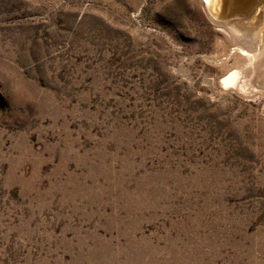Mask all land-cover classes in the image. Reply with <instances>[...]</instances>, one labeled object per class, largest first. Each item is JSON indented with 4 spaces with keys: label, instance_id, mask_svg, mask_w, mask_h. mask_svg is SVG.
<instances>
[{
    "label": "rangeland",
    "instance_id": "374dc122",
    "mask_svg": "<svg viewBox=\"0 0 264 264\" xmlns=\"http://www.w3.org/2000/svg\"><path fill=\"white\" fill-rule=\"evenodd\" d=\"M236 6L0 0V264H264V0Z\"/></svg>",
    "mask_w": 264,
    "mask_h": 264
},
{
    "label": "bare ground",
    "instance_id": "6f19581e",
    "mask_svg": "<svg viewBox=\"0 0 264 264\" xmlns=\"http://www.w3.org/2000/svg\"><path fill=\"white\" fill-rule=\"evenodd\" d=\"M244 1V0H243ZM248 2V1H247ZM203 3L205 4V7L207 8V10H209V12L210 13H216V14H222V13H224L225 11H227V10H229V8H230V6H232V4H234V6H236V4L238 5L239 3H241V0H203ZM242 3H244V2H242ZM258 4H259V2H257ZM261 3H262V1H261ZM246 5V4H245ZM244 5V6H245ZM252 5V4H251ZM243 6V5H242ZM241 6V7H242ZM237 7V6H236ZM240 7V6H239ZM238 7V8H239ZM240 7V8H241ZM246 7V6H245ZM258 7V6H257ZM243 8V7H242ZM234 9V8H233ZM236 9V8H235ZM244 9V8H243ZM242 9V10H243ZM253 9V8H252ZM241 9H240V12L242 11ZM249 10V9H248ZM239 11V10H238ZM244 11H246L247 12V10H246V8H245V10ZM208 12V13H209ZM253 13V12H252ZM234 16H239L240 14L239 13H234V11H233V13H232ZM231 14V15H232ZM243 14H248V13H245V12H243ZM263 14V13H262ZM242 15V14H241ZM255 15H256V13H255ZM210 16H212V15H210ZM262 16V15H261ZM216 18V17H215ZM234 18V17H233ZM233 18H231V20L233 19ZM238 19H239V17H238ZM220 20V19H219ZM242 20V19H241ZM264 20V19H263ZM250 21V20H249ZM254 21V20H253ZM237 22V21H236ZM235 22V23H236ZM264 22V21H263ZM237 23H239V22H237ZM244 23V22H243ZM227 24V23H226ZM229 24V23H228ZM253 24V23H252ZM247 25V24H246ZM223 26V25H222ZM251 26V25H250ZM259 26V25H258ZM257 26V27H258ZM240 27V26H239ZM246 27H248V26H246ZM254 27V26H253ZM227 28V27H226ZM225 28V29H226ZM241 28V27H240ZM255 28V27H254ZM253 29V28H252ZM231 30L234 32V33H237L238 32V29L237 28H235V27H231ZM254 30V29H253ZM243 31H244V29H243ZM263 31V30H262ZM252 33V32H251ZM246 34V33H245ZM243 35V34H242ZM245 38V37H244ZM247 39V38H246ZM244 41V40H243ZM248 42V41H247ZM261 42V41H260ZM263 42V41H262ZM261 42V43H262ZM264 45V44H263ZM262 48H263V46H261ZM240 49V48H239ZM264 49V48H263ZM237 50V49H236ZM240 50H242V49H240ZM240 50H237L238 52L240 51ZM245 51H247V50H245ZM243 52V50L240 52V54H243L244 56H246V61H244V63L245 62H252V61H254L255 59H257V58H260V56H259V54H249V53H251L250 51H248V52ZM260 51H261V49H260ZM259 53V52H258ZM264 55V54H263ZM255 62V61H254ZM247 65H250V64H247ZM252 65V64H251ZM235 80H236V73H233V74H231L228 78H226L225 80H224V84H228V83H232V85H233V83L235 82Z\"/></svg>",
    "mask_w": 264,
    "mask_h": 264
}]
</instances>
